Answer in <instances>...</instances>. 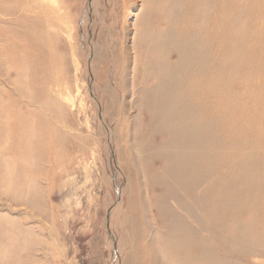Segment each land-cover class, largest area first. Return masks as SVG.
Returning a JSON list of instances; mask_svg holds the SVG:
<instances>
[{"label":"bare ground","instance_id":"1","mask_svg":"<svg viewBox=\"0 0 264 264\" xmlns=\"http://www.w3.org/2000/svg\"><path fill=\"white\" fill-rule=\"evenodd\" d=\"M28 9L27 0H0V114L6 113V122L0 121V134L7 125L6 139L11 140L0 151L7 160V165L0 161V264H8L6 257L14 250L15 245L7 243L13 233L10 227L17 221L16 229H27L26 221L16 219L19 213H27L20 208L29 207L33 217L43 215L39 203L44 167L38 170L36 189L27 193L23 189L27 168L14 159L21 158L24 143L33 141L43 165L52 162L53 154L45 153L43 139L46 133L53 137L57 129L55 116L42 114L46 101L50 108L57 106L51 103V92H41L50 78L40 80L42 65L37 53L42 49L33 53L26 41L28 14L33 11ZM144 10L150 24L141 27L146 38L137 43L150 55L143 62L136 58L132 89L143 115L139 121L148 133L138 135L134 145L127 135L123 145L133 158L137 145L159 142L149 158L159 165L176 201L167 263L264 264V79L253 69L260 66L264 71V0H154L151 9L144 6ZM12 29H17L13 38L7 34ZM29 54L38 55L39 63L25 65ZM126 63L130 64V57ZM139 64L143 78L137 84ZM24 68L30 71L27 84L34 90L28 99L23 94ZM107 91L115 98L111 86ZM16 109L29 122L27 129L18 115L8 113ZM17 134L24 141L15 150L12 139ZM56 143L51 138L50 146ZM51 189L47 187V191ZM12 213H17L16 218ZM151 240L150 264H159L160 249ZM125 256L122 264H139L135 248Z\"/></svg>","mask_w":264,"mask_h":264},{"label":"rangeland","instance_id":"2","mask_svg":"<svg viewBox=\"0 0 264 264\" xmlns=\"http://www.w3.org/2000/svg\"><path fill=\"white\" fill-rule=\"evenodd\" d=\"M27 2L33 13L28 9L30 27L26 41L31 52L36 53L39 47L42 49L41 54L37 53L42 65L39 78L45 81L43 76L49 77L50 81L41 92H51V103L57 106L50 108V101H46L48 106L44 105L42 114L55 116L57 129L53 137L46 133L48 136L43 139L45 153L53 154L52 162L46 161L43 165L35 155L33 141L24 143L28 152L22 148L21 158L14 159L24 170L27 168L24 176L28 177H24L23 187L27 193L36 189L37 174L44 167L45 176L40 183L43 195L39 203L44 216L33 217L27 206L20 209H26L28 214L19 213L20 217L16 218L17 213H12L17 220L26 221L27 229H16L17 221L11 224L13 233L7 237V243L15 246L6 257L8 264H122L133 248L139 264H150L152 256L148 249L153 245V238L157 251L160 249L159 264H168L165 256L170 254L176 201L159 172V165L149 158V152L155 145L157 148L159 142L136 143L138 148L133 158L123 145L127 135L129 143L134 145L138 135L148 133L139 121L143 115L138 108L139 98L133 93L132 80L136 58L139 62L149 59V52L141 50L137 42L146 38L141 27L146 29L150 24L148 13L143 14L146 11L142 12V8L151 9L154 0ZM16 31L12 29L7 34L13 38L17 36ZM38 55L29 54V62L25 65L39 63ZM126 55L130 57L129 65ZM140 65L135 74L137 84L143 78ZM253 69L264 79L260 66ZM28 71L24 68V75ZM126 79L130 81L128 86L124 84ZM23 80L24 98H29L34 90L30 84L28 87L27 75ZM107 86H111L115 98L107 93ZM138 89L139 86L135 91ZM14 98L19 99L16 95ZM17 110L8 113L18 115L22 127L27 129L29 122L23 118L21 109ZM5 115V112L0 114L1 122H6ZM6 126L2 130L5 133L0 134L2 152L11 141L7 140L9 128ZM51 138L57 142L53 146L49 144ZM139 139L142 141L141 137ZM12 140V147L17 150L24 138L17 134ZM0 161L7 165L4 156H0ZM50 186L51 191H47Z\"/></svg>","mask_w":264,"mask_h":264}]
</instances>
